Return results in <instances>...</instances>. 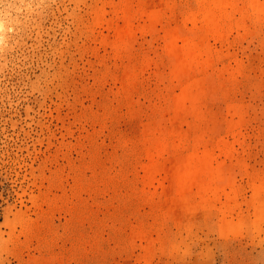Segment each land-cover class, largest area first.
<instances>
[{
  "label": "rangeland",
  "instance_id": "374dc122",
  "mask_svg": "<svg viewBox=\"0 0 264 264\" xmlns=\"http://www.w3.org/2000/svg\"><path fill=\"white\" fill-rule=\"evenodd\" d=\"M0 20V264H264V0Z\"/></svg>",
  "mask_w": 264,
  "mask_h": 264
},
{
  "label": "bare ground",
  "instance_id": "6f19581e",
  "mask_svg": "<svg viewBox=\"0 0 264 264\" xmlns=\"http://www.w3.org/2000/svg\"><path fill=\"white\" fill-rule=\"evenodd\" d=\"M6 28L4 21L0 20V32Z\"/></svg>",
  "mask_w": 264,
  "mask_h": 264
}]
</instances>
